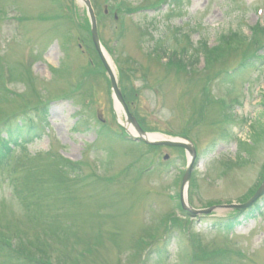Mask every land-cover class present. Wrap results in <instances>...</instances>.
Wrapping results in <instances>:
<instances>
[{"label": "rangeland", "instance_id": "rangeland-1", "mask_svg": "<svg viewBox=\"0 0 264 264\" xmlns=\"http://www.w3.org/2000/svg\"><path fill=\"white\" fill-rule=\"evenodd\" d=\"M90 2L129 112L192 141L187 202L212 211L181 209L185 150L126 136L82 0H0V124L35 125L0 157V239L43 264H264V193L231 206L264 183V0Z\"/></svg>", "mask_w": 264, "mask_h": 264}, {"label": "water", "instance_id": "water-1", "mask_svg": "<svg viewBox=\"0 0 264 264\" xmlns=\"http://www.w3.org/2000/svg\"><path fill=\"white\" fill-rule=\"evenodd\" d=\"M84 3L86 5L88 14H89V18H90V26H91V38H92V42L94 45V48L96 50V52L98 53V56L101 59V62L106 70V73L109 77L110 80V85L113 91V94L115 96V99L117 101V103L120 105V107L123 109L124 114H125V121L127 123V125H131L133 127L134 130V134L129 132L127 130L126 127L125 130L128 133L129 137L133 140L136 141H143L147 144H152V145H161V146H173V147H181L184 148L187 153L189 154L190 158H189V162L188 165L186 167V170L184 172V175L182 177V185H181V191H180V201H181V205L184 209H186L190 215L194 216L196 214H200V213H208L210 211V209H193L191 207H189L183 198V190L184 187L187 186L188 182H189V178H190V173L193 167V163H194V159H195V150L194 147L191 143V141L186 140V139H155V140H151L147 138V133H145L138 125V123L136 122L135 118L132 116V114L128 111L127 106L121 96V92L120 89L117 85V80L115 78V75L109 65V63L107 62V60L105 59L104 55H103V50L102 47L100 45V42L98 40V36H97V30H96V21H95V16L91 7V4L89 2V0H84ZM167 156H165L164 158H166ZM264 191V184L261 185V187L257 190V192L255 193V195L245 204L242 205H236L237 208L242 209L245 206L250 205L261 193H263Z\"/></svg>", "mask_w": 264, "mask_h": 264}, {"label": "trees", "instance_id": "trees-1", "mask_svg": "<svg viewBox=\"0 0 264 264\" xmlns=\"http://www.w3.org/2000/svg\"><path fill=\"white\" fill-rule=\"evenodd\" d=\"M167 1L170 2L171 4H178L179 2V0H167ZM244 39L245 36H243L239 30H232L229 33H221L219 35V39L216 46L209 47L206 42H202L199 49L205 58L211 59L216 57V55L219 53V51L225 44L230 43L232 40L242 41ZM34 127L35 125H33L32 122H27L25 120L18 121L17 124L13 123V120L10 119L3 121L2 124H0V132L1 134H5V137H0V157H2L3 155H5L10 151V148L12 146L10 144L12 143V139L16 135L27 136L31 132H34L33 131ZM37 134L38 133H33L32 138L38 136ZM118 134H115L114 136L117 137L120 135ZM8 135L10 136V139H8ZM57 158H59V156ZM64 162L63 161L61 162L64 163L61 166L68 170L70 169L74 171V169H77V166H79V163L76 162H70V161L68 162L67 160H64ZM60 173H62L61 170ZM76 177L78 178V175ZM72 181L74 182L75 179H73ZM253 208L254 207L250 208L248 213L253 212L255 210V208L254 209ZM0 253L2 255H7L8 259L21 257L27 260V262H30L31 264H43L37 260L31 261V259L28 256H26V247L24 246V244L20 242H17L16 247H13L11 240L3 241L0 239Z\"/></svg>", "mask_w": 264, "mask_h": 264}, {"label": "bare ground", "instance_id": "bare-ground-1", "mask_svg": "<svg viewBox=\"0 0 264 264\" xmlns=\"http://www.w3.org/2000/svg\"><path fill=\"white\" fill-rule=\"evenodd\" d=\"M103 53L105 54V56L107 57V55H106V52L103 50ZM116 107V110L117 111H120L119 110V107H117V104L115 105ZM127 130L129 131V132H131V133H133V130H132V128L131 127H129V126H127ZM160 136L159 135H156V134H150V135H147V138L148 139H158Z\"/></svg>", "mask_w": 264, "mask_h": 264}]
</instances>
